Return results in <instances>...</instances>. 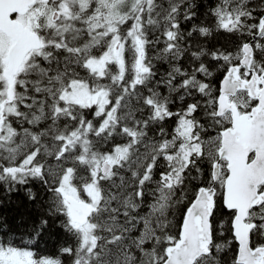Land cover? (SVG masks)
<instances>
[{"label": "snow or ice", "instance_id": "snow-or-ice-1", "mask_svg": "<svg viewBox=\"0 0 264 264\" xmlns=\"http://www.w3.org/2000/svg\"><path fill=\"white\" fill-rule=\"evenodd\" d=\"M0 264H264V0H0Z\"/></svg>", "mask_w": 264, "mask_h": 264}, {"label": "trees", "instance_id": "trees-1", "mask_svg": "<svg viewBox=\"0 0 264 264\" xmlns=\"http://www.w3.org/2000/svg\"><path fill=\"white\" fill-rule=\"evenodd\" d=\"M206 2V0H205ZM221 42H223V38H221ZM18 206L17 204H14L12 207V210H7L5 214L11 218L12 216L16 215L15 208ZM20 211H24V209L21 207ZM14 239L17 240L18 246H28L32 248L33 250H39L41 254H48L49 252L53 251L54 246H58L60 242H64L65 237L63 234H54L51 237L45 236L43 239L36 240L35 237H33V240H35L34 244L28 245L27 240L29 239L26 235L21 237V235L16 234L14 236ZM38 246V249H37Z\"/></svg>", "mask_w": 264, "mask_h": 264}, {"label": "rangeland", "instance_id": "rangeland-1", "mask_svg": "<svg viewBox=\"0 0 264 264\" xmlns=\"http://www.w3.org/2000/svg\"><path fill=\"white\" fill-rule=\"evenodd\" d=\"M209 2V0H206V2L205 3H208Z\"/></svg>", "mask_w": 264, "mask_h": 264}]
</instances>
